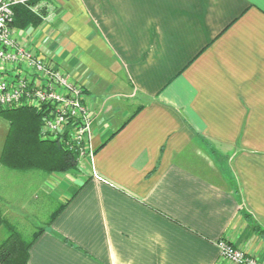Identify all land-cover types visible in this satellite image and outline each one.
<instances>
[{
    "label": "crops",
    "instance_id": "0c3cea01",
    "mask_svg": "<svg viewBox=\"0 0 264 264\" xmlns=\"http://www.w3.org/2000/svg\"><path fill=\"white\" fill-rule=\"evenodd\" d=\"M38 2L13 30L85 89L92 156L23 185L65 203L28 264H264V0ZM18 173L45 175L0 162L11 220Z\"/></svg>",
    "mask_w": 264,
    "mask_h": 264
},
{
    "label": "built area",
    "instance_id": "2783aa9c",
    "mask_svg": "<svg viewBox=\"0 0 264 264\" xmlns=\"http://www.w3.org/2000/svg\"><path fill=\"white\" fill-rule=\"evenodd\" d=\"M17 4L43 18L38 0H0V111L33 108L40 114L42 139H58L66 149L78 152V157L91 159V111L85 89L18 42L12 25V7ZM217 246L220 255L233 264H260L226 239L218 240Z\"/></svg>",
    "mask_w": 264,
    "mask_h": 264
},
{
    "label": "trees",
    "instance_id": "16d2710c",
    "mask_svg": "<svg viewBox=\"0 0 264 264\" xmlns=\"http://www.w3.org/2000/svg\"><path fill=\"white\" fill-rule=\"evenodd\" d=\"M31 3L33 2L31 1ZM12 9L14 14L12 25L15 27L37 25L41 22V18L33 14L26 5L17 4L14 5ZM40 13L42 16L45 15V6L41 7ZM24 110H28L30 118L25 117V119H22L24 126L18 128L17 131L12 134L17 144L15 145L16 150L12 153H5L9 148L8 144L10 142V139L6 138L0 156V162L8 168H32L40 170L45 174L60 173L75 169L77 167V161L74 151L66 149L58 139H42L40 137V114L33 108L25 106L8 108L0 111V113L9 111L19 112ZM31 121H33V124L29 125ZM28 147H32V152L30 154L27 151ZM29 158H33L34 160L37 158V161H31ZM64 205L65 203L60 204L51 212L45 225L50 224L52 219L59 213ZM0 227H3L7 232V237L0 243V264H28V250L43 231L44 226L39 227V229L34 231L30 237L26 239L17 229L16 224L0 214Z\"/></svg>",
    "mask_w": 264,
    "mask_h": 264
},
{
    "label": "rangeland",
    "instance_id": "374dc122",
    "mask_svg": "<svg viewBox=\"0 0 264 264\" xmlns=\"http://www.w3.org/2000/svg\"><path fill=\"white\" fill-rule=\"evenodd\" d=\"M28 111V110H24ZM24 111H15V112H3L0 113V156L2 154V150L4 148V144L6 141V138L10 139V142L8 144V150L5 151L6 154L12 153L16 150L15 145L16 141L13 139L12 134H14L18 128L24 126V122L22 119H25L27 117V114ZM91 119H92V114H91ZM9 136V137H8ZM12 138V139H11ZM15 147V148H14ZM34 147V146H33ZM24 151V150H23ZM28 153L30 154L32 152V147L27 148ZM76 155V165L78 166L80 160L82 157H78V152H74ZM31 161H37L36 159L34 160L33 158H29ZM77 168V167H76ZM14 169V168H12ZM17 171H28V173L32 172H42L40 170L35 169H16ZM42 175L45 173H41ZM53 174V178L56 177V173H50V174H45L43 176L37 177L36 175H30V174H24L21 175L18 173L15 178L13 177V181L16 183H19L18 187L14 189L13 193V200L15 201L14 204L22 208L27 207V209H23L22 213L20 211L14 212L17 216L12 217V220L9 219L12 223L16 224L17 229L21 232L23 237L26 239L30 237V235L39 229V227L44 226V223L48 220L47 215L53 211V209L56 207V205H51L48 204L44 199L40 197V195H37V198L39 199H34L38 201H32L33 196L35 195L32 190H29L28 188H25L23 185L29 180L31 182H38L40 183L41 177H49ZM50 175V176H49ZM40 181H39V180ZM40 185V184H39ZM22 186V187H21ZM46 196V195H45ZM22 200H28L27 205L30 206V202L32 201V205L29 207L22 202ZM42 200V202L40 201ZM29 203V204H28ZM16 221V222H15ZM7 237V232L6 230L2 227H0V243Z\"/></svg>",
    "mask_w": 264,
    "mask_h": 264
}]
</instances>
